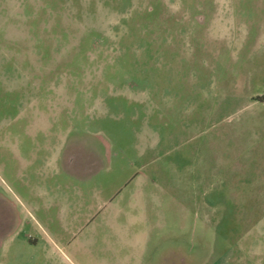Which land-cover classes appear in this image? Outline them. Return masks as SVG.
<instances>
[{"label":"rangeland","instance_id":"1","mask_svg":"<svg viewBox=\"0 0 264 264\" xmlns=\"http://www.w3.org/2000/svg\"><path fill=\"white\" fill-rule=\"evenodd\" d=\"M97 195L74 246L264 264V0H0V264Z\"/></svg>","mask_w":264,"mask_h":264},{"label":"crops","instance_id":"2","mask_svg":"<svg viewBox=\"0 0 264 264\" xmlns=\"http://www.w3.org/2000/svg\"><path fill=\"white\" fill-rule=\"evenodd\" d=\"M97 196H98L97 197L98 202L96 201L95 197H93V199L89 201L91 204H88V210H86V214L83 216L82 213L79 211L80 205H82V209H83L82 212L84 211L85 208H87V205L83 203V199L80 205L78 206L73 205V210L71 209L72 205L68 206V213H69L67 214L68 219L67 220L62 219L61 225L59 226L58 233L62 234V238L59 239V242H61V244H59L55 240L53 241L52 239L51 242L48 241V244H51V250H52L51 254L49 253L50 258L54 257L55 259L57 258L59 259L60 256L63 257L64 255L67 259H69V256L65 254L64 250H70L72 251V253L74 252V254L77 255L78 257L84 256L85 258H87L86 262L90 264H94L95 262L91 260L97 258L99 260V264H134L136 262L137 247H138L137 243L135 244L128 243L125 245H123V243H120L118 245L113 246L108 242L104 241L103 243H99V245L94 244L96 238L101 239V236L102 239L105 240L107 236V231L109 230L106 224L102 229L94 228V231L92 232L90 237H88L85 240V243L82 246L72 245V242L74 240L72 237H75L77 234L81 232L82 229L86 228L89 222L91 223L92 219L97 215V212L101 211V209H103L104 206L106 207V203H107L106 197L101 195H97ZM78 211L79 213L76 214V212ZM110 233L112 235L111 230ZM21 241L22 244L26 246L30 244L31 239H29L28 237V238H24ZM84 250H87L89 254L86 255ZM110 256H114L113 262L111 263H109V260L111 258Z\"/></svg>","mask_w":264,"mask_h":264}]
</instances>
